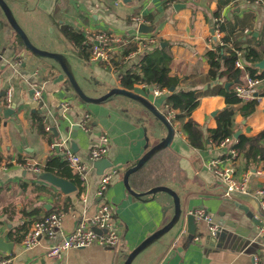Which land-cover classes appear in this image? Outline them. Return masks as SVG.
Segmentation results:
<instances>
[{"label": "crops", "instance_id": "obj_1", "mask_svg": "<svg viewBox=\"0 0 264 264\" xmlns=\"http://www.w3.org/2000/svg\"><path fill=\"white\" fill-rule=\"evenodd\" d=\"M13 19L36 48L59 53L67 59L81 90L99 98L113 88L124 89L144 98L167 116L174 132L163 167L158 171L160 187L179 198L182 212L203 209L228 233L226 242L213 245L201 234L207 223H200L199 242L187 239L185 226L173 230L142 250L131 264H253V254L264 253V219L259 208L264 191V83L257 89L259 99L250 114L241 112L244 104L234 105L233 124L228 129L232 141L219 147L211 140L201 149L192 148L182 131L191 119L203 130L217 127L216 116L225 109V98L218 94L227 84L226 76L212 80L209 73L219 65L217 54L251 50L257 60L251 66L254 78L264 74L263 0H4ZM66 26L84 39L85 49L62 33ZM104 32L130 40L125 48L113 47L108 61H90L92 36ZM149 39L153 44L133 57H127ZM220 43L225 44V49ZM231 45L232 49L227 47ZM130 46V47H129ZM135 47L134 50L126 51ZM166 48L171 56L169 76L177 85L160 89L155 85L134 84L123 88L121 76L138 66L145 52ZM219 48L221 51H219ZM231 49V50H230ZM213 53V59L207 54ZM238 70V69H237ZM244 84L247 69L239 70ZM250 75V74H249ZM253 77V76H252ZM264 78V76H263ZM33 90L42 91L38 107ZM10 103H7V92ZM157 91V94H155ZM177 92H194L197 106L184 119L167 102ZM253 102V101H251ZM66 105V107L62 105ZM14 109L13 111H7ZM90 116L88 131L79 123ZM107 131V154L113 167L102 201L109 205L120 231L116 249L91 245L67 250L59 259L45 257L47 248L72 232L81 217H91L99 204L96 191L100 177L89 160L98 145L99 134ZM163 124L139 102L125 96H112L99 104L81 101L59 66L27 50L0 9V244H11V264H124L140 244L161 230L173 216V200L164 192L135 197L125 188L123 176L138 160L166 136ZM238 135L237 138H234ZM249 141L232 164L237 180L249 174V194L225 195V188L208 168L212 160L228 163L227 151L239 137ZM207 135H205V138ZM71 149L88 166L85 182L77 178L61 158V150ZM103 158V159H104ZM50 162V172L44 167ZM96 162V161H95ZM38 166L41 173L28 170ZM142 168V170H140ZM131 174L128 184L136 194L145 193L155 180V169L147 163ZM68 181L73 191L58 187ZM264 198V197H263ZM241 205L242 210L236 205ZM62 212V229L55 240L41 238L31 249L21 241L34 221L52 212ZM184 220V219H183ZM254 221L262 223L259 227ZM264 264V263H262Z\"/></svg>", "mask_w": 264, "mask_h": 264}, {"label": "built area", "instance_id": "obj_2", "mask_svg": "<svg viewBox=\"0 0 264 264\" xmlns=\"http://www.w3.org/2000/svg\"><path fill=\"white\" fill-rule=\"evenodd\" d=\"M260 1V0H256ZM93 45L91 46L90 61H108L113 47L125 48L130 44V40H126L121 37H114L110 34L104 32H97L92 36ZM153 44V40L149 39L145 44L136 47L134 52L128 53L127 57H133L134 55L144 52L149 45ZM221 48L225 49V44L220 43ZM231 48V45H227ZM230 49V50H231ZM235 55L234 68L238 70H245L247 65L243 60L242 54L238 50H233ZM244 84L236 86L234 91L236 96L243 102H251L258 100L257 89L264 83V78H253L248 73L245 74ZM157 94V91H155ZM7 103H10V92H7ZM42 91L33 90L32 100L39 107L42 103ZM63 108L66 105H62ZM168 121L172 119V112H168L165 117ZM91 121L90 116L85 114L82 122L79 126L84 131H88L87 122ZM232 141L231 138L225 137L219 143V147L226 146ZM109 144V134L107 131H103L99 134L98 145L92 148L89 152V160L91 163L99 161L105 157L107 154ZM61 158L67 166L77 174V178L85 182L86 174L88 171V166L80 160V158L71 150L63 149L61 150ZM238 157V152L230 147L227 151V158L225 161L228 163L225 166H220V160H212L208 163L209 170L217 178L222 187L225 188V195L228 196L233 193L249 194L248 192V179L249 174L244 175L240 180H237L235 176V171L232 166ZM0 167H6L1 165ZM34 174L42 172V169L38 166H30L28 168ZM111 174H103L100 177V182L96 191V198L99 201L96 212L91 217H81L74 230L69 234L62 237L61 241L58 243L51 244L46 251L45 257L48 259H59L62 254L71 249H81L86 248L91 245H97L102 249L112 250L116 249L120 243V231L113 213L104 201H102V196L106 191ZM256 195L260 196L259 208L263 214L264 219V191L257 190ZM188 214L193 215L199 220L207 223V233L208 235L215 237L221 228L214 222V220L204 211L203 209H194L188 211ZM62 212H52L46 216H43L40 220L34 221L31 224L30 229L25 233L22 238V245L26 249H31L38 244L39 239L46 238L48 240H55L57 234L62 229L63 222ZM195 242H199V237L194 238ZM253 264L264 263V253L263 254H253L252 256ZM12 259L9 255L0 253V264H11Z\"/></svg>", "mask_w": 264, "mask_h": 264}, {"label": "trees", "instance_id": "obj_3", "mask_svg": "<svg viewBox=\"0 0 264 264\" xmlns=\"http://www.w3.org/2000/svg\"><path fill=\"white\" fill-rule=\"evenodd\" d=\"M61 30L63 35L68 40L77 46H81L82 49H85L84 39L79 33L66 26H63ZM134 49L135 47H131L126 51V53ZM219 51H221L220 48ZM207 56L209 59H213L215 54L209 52ZM216 57H218L220 63L215 70L209 73V76L212 80L216 78L220 79L223 76H226V81L230 84L227 92L221 89V87L218 91V94L225 98L226 107L216 116L217 127L214 130L205 131L190 118L187 119V121L183 124L182 131L187 137L188 144L194 149H201L203 144L208 142V140L218 144L223 138L228 137V129L233 124L234 115L230 108H232L234 105L242 104V100L236 96L234 91L236 86L242 85V81L240 80L241 72L234 68L235 55L233 53H229L227 55L219 53L216 55ZM244 58L250 65L255 63L257 60V57L251 50L244 52ZM170 61L171 56L169 55V52L166 48L157 47L150 52L143 53L135 70L128 69L121 76L122 87L126 89H132L134 84L155 85L160 89H169L171 87H175L177 85L176 78L169 76L168 64ZM250 65L246 67V69L250 76H253L254 78V72L252 71ZM263 76L264 74L262 73L256 76V78H263ZM196 98L197 96L194 92H177L171 94L167 98V102L173 109L180 111V114L176 115L175 119H184L186 116H188L190 112L197 106ZM256 101L257 100H254L253 102L244 104L241 108V112L244 114L252 113L255 109ZM205 135H207L206 138ZM249 141L250 140L247 138L241 136L237 139V143L232 146V148H234L238 153H241L244 146L248 144ZM168 149L169 147L158 151L146 162L147 167L151 165L153 169H155V180H153V183H150L147 189H149V187L150 189L160 187V180L158 179L160 176H158V171L161 172L159 168L163 167L162 158L167 154L166 151ZM262 159L264 160V156ZM49 165L50 162H48L44 167L45 171L47 172H50ZM140 170H142V168ZM140 170H138L139 173Z\"/></svg>", "mask_w": 264, "mask_h": 264}, {"label": "water", "instance_id": "obj_4", "mask_svg": "<svg viewBox=\"0 0 264 264\" xmlns=\"http://www.w3.org/2000/svg\"><path fill=\"white\" fill-rule=\"evenodd\" d=\"M0 9L3 12V15L6 18V21L8 22V24L11 26V28L16 32V34L22 40L25 48L36 56L53 60L59 66V68L61 69L62 73L65 76V79L70 84L71 88L73 89V91L75 92V94L77 95V97L81 101L88 103V104H99V103L106 101L108 98H110L112 96H125V97H128V98L135 100V101L139 102L140 104H142L146 108V110H148V112H150L155 118H157L163 124V126L166 129V132H167L166 136L162 140H160V142L158 144H156L155 146L150 148L138 160V162L135 164V166H133V167H131L125 171L124 176H123V182H124L126 190L128 192H130V194L135 196V197L152 196L158 192H164V193L169 194L173 200V206H174L173 207V209H174L173 216H172L171 220L161 230H158L157 232H155L151 237H149L142 244H140L135 250H133L127 256L126 260L124 261V264H131L132 261L134 260V258L142 250H144L147 246H149L153 242H156L159 238H161L165 234H168L173 230H176V231L179 230L181 225L185 226V228H184L185 230L183 232L187 236V239L189 241H192L194 236L196 235L198 229H199L200 222L203 220H199L191 214H184L180 208L179 198L175 192H173L172 190H170L166 187H157V188L150 189L145 193L136 194L133 191H131L130 186L128 184V178L131 174L138 171L155 153H157L158 151H160L162 149L170 147V144H171L172 139H173L174 130H173L171 124L169 123V121L165 118V116L162 115L161 113H159L153 105H151L149 102H147L141 96L134 94L132 92L126 91L124 89L113 88L109 92H107L105 95H103L99 98H93V97L87 96L81 90L79 85L77 84V82L73 76V73L71 71V67H70L67 59L65 58V56H63L62 54H59V53H51V52L40 50V49L34 47L29 42V40L26 37V35L24 34V32L21 30V28L18 26V24L13 19V17L11 15L6 3L4 2V0H0ZM258 67L263 68L264 67V61L260 62L258 64ZM229 86H230V84L227 83L224 85V88L228 89ZM13 110L14 109H10L7 111H13ZM237 137H238V135L234 136V138H237ZM112 167H113V164L106 158L101 159V160L93 163V168L95 169L97 175H102L104 173V171H107V170L111 169ZM58 187L61 188V190L65 193H69V192L73 191V186L68 181L60 180ZM235 205H236V207H238L244 211L246 210L241 205H237V204H235ZM254 223L257 224L259 227L263 226L262 223H260V222L254 221ZM201 236H203L205 239H207L213 245H216L217 243H221V245H222V243L226 242L228 239V233H226L225 231H220L215 237L208 235V233H206V234L202 233ZM10 247H11V244H8V243L0 244V250L3 252H6V253H10Z\"/></svg>", "mask_w": 264, "mask_h": 264}, {"label": "rangeland", "instance_id": "obj_5", "mask_svg": "<svg viewBox=\"0 0 264 264\" xmlns=\"http://www.w3.org/2000/svg\"><path fill=\"white\" fill-rule=\"evenodd\" d=\"M107 173H110V171H107ZM214 176V175H213ZM215 177V176H214ZM216 178V177H215ZM216 181H217V179H216ZM200 223H204L203 221H201ZM198 233H200V226H199V229H198V231H197ZM204 234H206V231L204 232Z\"/></svg>", "mask_w": 264, "mask_h": 264}]
</instances>
